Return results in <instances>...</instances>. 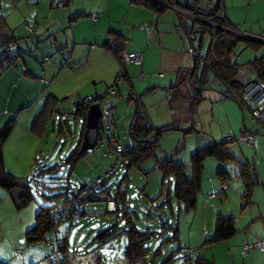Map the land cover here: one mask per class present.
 Returning a JSON list of instances; mask_svg holds the SVG:
<instances>
[{
  "label": "rangeland",
  "instance_id": "obj_1",
  "mask_svg": "<svg viewBox=\"0 0 264 264\" xmlns=\"http://www.w3.org/2000/svg\"><path fill=\"white\" fill-rule=\"evenodd\" d=\"M60 1L5 0L1 6V13L6 21V26L0 28V31L13 33L19 38V41L11 45L9 52H2L3 49H1L0 71L11 69L6 71L7 73L2 78L0 77V111L2 108L10 107L13 109L12 113H16L19 112L18 107L21 105L20 98L22 97V92H24L21 86L19 84L10 86L8 91L3 86L6 80L12 79V72H17L12 68L23 71L28 67L29 71L39 75L38 68L47 66L52 76L45 79L46 81L43 84L33 83V89L36 86L37 88H35L34 96H32L33 98L28 104L30 107L22 110L24 116L22 124L19 123V128L26 122L28 113L32 117L30 126L33 124L34 119L43 109L48 96L51 94L60 99L59 108L62 112L51 116L50 122L47 124V130L43 137L40 138L34 152H28V144L23 141L19 130L14 132V139L9 150H6L4 146L7 169L22 176L24 180H28L34 198L28 205L20 208L19 194L21 189L18 187L8 191L0 187V259L7 264H128V259L126 258L128 237L123 230L124 228H130L128 221L131 220L138 230L154 232L153 237L145 242V246L149 248V253L144 260L135 264H161L167 257L166 254L162 253L163 247L167 252H171L179 246H183L182 244L189 239L190 235L194 239L199 227L203 226L201 223L205 222L206 215L210 214V212H222L227 217L241 216V211H245L243 210L245 188L243 185L244 189L239 190L241 183L238 179H235L233 188L235 187V182H239V188L235 190L230 199L227 200L225 198L227 193L222 199H209L207 194L221 192L223 195L224 192L222 190L225 187L222 186L217 175L218 166L216 164L221 165L222 163L214 157H209L211 161L205 164L206 168L201 192L198 194L196 209L186 212L184 203L179 202L175 197H172L171 202L165 203L169 197L167 193L173 184H171V179H164L161 171L155 168L157 160L173 157L177 161L190 162L192 153L198 149L196 147V142L198 141L197 133L199 131L206 132L207 130H201V127L191 129L193 124L186 111L189 109V113L190 111L194 113L197 108L196 113L198 111V116H202L205 109H209L211 101L203 98L199 104L193 103L191 105L189 103V105L185 106V102H190V99H180L181 95L175 98L169 97L167 92H163L158 88H155L150 93L151 97L148 100L149 104L154 107L151 112L155 122L153 124L155 128L159 129L168 126V129H165L160 136V149L157 150L156 157L153 156L145 160L141 169H138V166L130 169L128 181L122 183L124 187L128 188L124 202H121L119 198L117 199L120 210L114 213H104L105 203L93 202L91 207L101 212L99 217L90 218L89 216H84L73 220L65 218L62 222L60 221L55 230L47 234L45 241H38L33 244L27 242L26 231L34 225L36 214L42 206L62 202L65 194H61L67 191L69 197L73 198L77 188L86 182V179H92L90 181H93L99 176L98 173L101 172L100 165L95 169H89L83 162L77 164L70 176L71 164H64L66 158L79 145L85 128L84 120L82 118L76 119L72 114L75 102H80L85 96L75 97L72 95V91H82L80 87L86 85L87 88H92L94 91L97 89L99 93L103 94L108 85L106 84L107 80L96 81L100 76L99 74L105 77L108 73L101 72L97 74L95 70L108 68V66L102 60L89 63L88 43L90 42H87L95 40L100 25L104 21L98 11L92 10L97 4L98 6L102 5V0H72L66 6L59 5ZM200 5L204 12L211 11L215 7V4L208 0H200ZM223 5L225 11L229 10L234 15L235 18L233 20L240 23L241 29L251 30L248 33L237 28L240 32L256 37L258 36L254 34H262L261 29H264V0H223ZM135 10L140 9L135 7ZM81 13H89V16L77 21H71L74 16ZM90 13L91 15L97 14L98 18L92 20ZM193 14L198 20L183 14L188 19L189 24L191 23L188 33L195 31L194 34L188 35L190 43L188 54L191 58V68L195 65L193 55L197 53L204 56V59L201 60L204 65L205 57L212 42L211 35L207 31L203 33L202 29L199 28L200 23H203L202 20L208 17ZM192 22L195 24V29L192 27ZM27 25L38 28V34H32L27 29ZM117 25L118 29L123 28L122 23ZM137 25L136 28L143 27L145 30L149 28V25ZM113 36L114 33L111 32L110 37H106L105 41ZM193 48L196 50H193ZM263 52L264 49L259 51V49H255L244 39L238 43L233 60L239 66L247 65L249 60L262 55ZM17 53H21V55L18 56ZM10 55L15 58V66H8L9 61L6 58L10 57ZM119 61L118 72L114 76L109 74L111 79L113 77L112 86L118 82V75L124 71V68L128 72L130 65H132H124L121 60ZM51 65H55L58 68L53 69ZM203 65L198 68L200 73L204 70ZM159 71L163 72L164 75L166 73L172 76L170 70H158L157 73H160ZM141 75L138 74L136 77L140 78ZM143 76L146 77L145 74L142 75V78ZM183 79L185 80V77ZM132 81L135 83L136 79L132 78ZM141 83L144 84V80ZM224 85V82L216 76L214 71L209 69L204 80L205 88H211L223 94ZM120 87L123 95L126 91L131 92L133 89L131 88L130 90V86L126 82L122 83ZM142 87L143 85L140 84L139 88ZM182 87L181 93L185 97H189L188 94L195 92L194 86L187 82H184ZM127 96L130 100L140 99L139 94L137 98L133 94ZM30 99L31 97H29ZM171 101L172 103L175 102L171 104ZM131 106L135 110L134 102L131 103ZM170 108L173 109L171 110ZM14 116H18V113ZM19 117H21V114ZM121 133L123 142L120 139L118 140L122 144L124 143V150H126L131 146L129 127ZM19 140L24 143H19ZM229 147L244 155H248L252 151V148L237 140L229 143ZM12 152H15L16 155ZM88 153L93 154L105 165L111 164L116 158V156H114V159L100 156L95 154L93 150L88 151ZM20 154V157H16ZM249 157L257 168L258 164L255 154H249ZM234 163L230 164L234 165ZM56 166L57 169L55 168ZM102 174L103 170L100 175ZM125 174H127V168L123 166L111 178L106 180L102 188L109 187L110 194L116 196L115 188L122 181ZM231 179L227 183L228 187L231 185ZM258 179L260 180L259 176ZM68 186L71 188L68 189ZM1 192L5 195H2ZM257 207L258 204L255 203L253 210H256ZM232 210L233 214L230 212ZM245 214L248 213H243L242 215ZM175 228L179 230L178 240L171 239ZM56 239H66L67 249L56 248V250L52 251L47 241ZM192 247L200 250L202 248V246ZM159 249L162 254L156 255L155 253ZM244 255L241 258H246ZM103 260H105V263ZM178 260L191 264L190 260H185L182 257L180 251L176 252L172 264Z\"/></svg>",
  "mask_w": 264,
  "mask_h": 264
},
{
  "label": "crops",
  "instance_id": "obj_2",
  "mask_svg": "<svg viewBox=\"0 0 264 264\" xmlns=\"http://www.w3.org/2000/svg\"><path fill=\"white\" fill-rule=\"evenodd\" d=\"M66 5H62V6H66ZM135 7H137L140 10H135ZM92 10L98 11L100 13V16L104 18V21L100 25L95 40L87 41L90 42L88 43L89 54H90L89 63L91 64L93 62H98L101 60L106 62L108 68H100L95 70V73L97 74L101 72L108 73V75L105 77L99 74L100 75L99 78L96 79L97 82H99L98 80L101 81L107 80L106 84L108 85L105 90H107L113 84L111 83L113 77L111 79L109 77V74L114 76L116 72H118L119 69L118 67H120V64H118L120 63L119 61L120 59L115 54H113L109 49H106L104 46H102L103 43L105 42L106 37L109 38L111 32H113L114 36L111 39L117 41V37H120L121 41L123 42L122 48L124 51L142 53V64L140 65L132 64L130 65L128 72L127 69L124 68V71L121 74H119L123 76L122 77L123 80L120 82L118 86V94L119 96L121 95V99L116 106V111L119 116V122L116 128V135L121 142H123L121 132L128 127L130 129V125L133 122V115L135 110L131 106V103L132 102L135 103V109L138 108V104L139 105L141 104L142 108L145 110V113L147 114L150 120V123L155 124L153 120L154 116L151 114L154 107L151 104H149L148 101L149 97H151L150 93L153 90H155V88H158L161 89L163 92H167V95L169 97H173V94L170 92V87L172 85H177V84L180 85V87H178L179 95H181L180 99H184V100H186V98L190 99V102H185L184 104L185 106L189 105V103L191 105L193 103L199 104L203 98L211 101L209 109H205V112L203 113L202 116L201 115L198 116V111H197V117L201 122V125L199 127H201V130H207L206 132L199 131L197 133L198 135L197 136L198 141L196 142L197 148H201L203 146L209 145L214 142H223L228 137L234 139L236 138L237 140V138L244 133L254 134L255 144L252 146H248V145L246 146L252 148V151L249 154H255L256 156L257 164H258L256 171L258 169L257 174L260 177V180L257 184H254L251 201L249 204L247 205L245 204L243 206V210L245 211H241V216L238 215H237L238 217H236L235 215L229 216L235 219V224L238 230L237 233L224 241L215 242V243L206 242L207 238L211 237L215 231V225L218 215L219 214L223 215L222 212L215 213L214 211H212L210 212V214L206 215L205 222L201 223V225L203 226L199 227L194 239L190 235L189 239H187L182 245L183 246L190 245V246H198V247L202 246L197 256L204 257L214 262L215 264H264V111L262 114V123H260L255 117H253V115L251 114V112H249L248 109H246L237 102L236 98L233 97L232 94L231 96L225 95V91L227 88L225 85H224L223 94L218 93L219 91L216 92V90L214 89L205 88L204 80L210 68H206L202 64L201 60L204 59V56L202 55L203 56L202 57L200 53L193 55L195 65L192 68L190 67L191 58L188 54L189 52L188 48H190L188 35L194 34L195 31L194 32L191 31L190 33H188V28H191V23L189 24L188 19L185 18L183 14L188 16L190 15L187 14V12H185L184 10H181L179 7L168 5L165 11H163L162 13H158L154 10L144 8L139 5H133L131 0H102V5L98 6L97 4L95 8ZM224 12L226 14L225 16L227 17L228 21L234 24L238 29L242 31H246L248 33L251 32V30L241 29L240 23H237L235 20H233V18H235L234 15L229 10L225 11V7H224ZM81 14H83V16L80 17L79 19L86 18L89 16V13H81ZM116 22L117 24L122 23L123 28L118 29L117 28L118 25L116 24ZM137 24H139L140 26L149 25V28L148 30L145 29L142 30L141 28H136V26H138ZM192 25H193L192 27H195V24L193 22ZM36 29L39 32V29L38 28ZM113 29L116 31H114ZM261 30L262 32L261 31L260 32L262 34L256 33L254 35H257L261 39H264V35H263L264 29L262 28ZM261 42L263 45L262 47L259 48V51L264 49V42L263 41ZM250 61L251 60H249L248 62ZM236 64L238 63L236 62ZM240 64H244V63H240ZM202 65L204 67L202 73L205 77L198 78L197 74L200 73V69L198 68L199 66ZM51 67L53 69L58 68L55 65H51ZM8 69L10 70L11 68ZM12 69H15V71L17 72H12L13 73L11 74L12 79L6 80L4 82L3 85L4 88L6 89V91H8V87L19 84L21 88L24 90V92H22V97L20 98L21 105H19L18 107L19 112H16L18 113V116H16L17 117L16 126L10 137L7 139L5 143L6 144L5 147L6 150L7 149L9 150V147H11L14 139L13 134L16 130H19L23 141L28 144V148H29L28 152L31 153V151L34 152V150L37 148L40 138H42L43 136L42 137L39 136V134H37L32 130L31 128L32 125L30 126V122H31L30 120L32 117L29 115V113L26 117L27 119L26 122L23 121L24 125L19 128V123L22 124V118L24 116L22 110H26L30 107V105L28 104L31 102L33 98L32 96H34L35 88H37L36 86L33 89V85H34L33 83L43 84L46 81L45 79L51 78L52 75H51V71L47 69V66L44 68H38L39 75H37V73L35 74L29 71L28 67H26L25 70L23 71H20L17 68H12ZM163 69L170 70L172 76L166 73L163 76L160 75L158 76L157 71ZM9 70L4 69L0 71V77L2 78L4 74L7 73L6 71ZM26 71H28L27 72L28 74L25 73ZM138 74H142V75L145 74L146 79H143L142 75L140 77L142 79L137 78L136 76ZM175 74H177V76H175ZM184 77L185 80L183 79ZM132 78L136 79L135 83H133ZM198 79H201L202 82H199ZM143 80H144V84L141 83ZM124 82H126V84L127 83L129 84L130 90L131 88H133L131 92L136 91L137 94L140 95V99L138 100L128 99L127 95L131 94V92L128 91H126L124 95L122 94L120 86ZM184 82L189 83L195 88V92L188 94L189 97H185L181 93ZM140 84L143 85L142 88H139ZM80 88L82 91L73 90L72 95L79 98L82 96H88L92 94L102 96L105 93L104 91V93L101 94L97 89L96 91H94L92 88H87L86 85H82ZM206 91H207V95H206ZM204 92L205 94H203ZM29 97H31L30 100ZM59 101H58V107H59ZM173 103L171 101V104ZM170 109L172 110L173 108ZM12 112L13 109L10 107H6V109L4 108L1 109L0 130L10 119H12L13 115H16V113H12ZM186 113L189 114V118H191L192 121L193 113H191V111L189 113V109L186 111ZM20 114L21 117H19ZM48 122H50V120ZM191 129H193V126ZM23 141L19 140V143H24ZM130 147L126 150H129ZM192 150L191 152H193ZM232 151L236 154V156L240 160H242L245 163L251 164L252 167L251 170L254 171V167L250 160L249 154L244 155L243 153H238L234 150ZM12 153L16 155L15 152ZM20 156L21 154L16 157H20ZM209 159L210 158H207L205 160L204 165L206 164V162L208 163L209 161H211ZM83 162L86 165V167L89 169H95L98 165H100L101 172L102 170L104 172L105 167L107 165V164L106 165L102 164L101 160L96 158L93 154H89V153L81 157L78 164L79 163L81 164ZM221 163H222L221 165L216 164L218 166V171L221 169H225L232 179L230 178L231 185H229V187L227 184L221 182L222 186H226V188L224 190V194L222 195L221 193V196L218 197V199H222L224 195L227 193L225 198L228 200L233 196L235 190L239 188V182L241 183L239 190L245 188V182L242 176H240V165L238 163L235 162L234 165L230 164L232 162H226V163L221 162ZM217 166H216V170H217ZM101 172L98 173L99 176H101L100 175ZM235 179H238L239 182H235L236 184L235 187L233 188ZM90 180L92 179H86L85 181L87 182ZM1 194L5 195L3 192H1ZM209 199H217V198H209ZM243 199H244V195H243ZM255 203L258 204V207L256 210H253ZM197 204H198V199H197ZM230 212L231 214H233V210ZM243 213H248V214L242 215ZM245 242H249V243L259 242L260 245L256 248L251 249L249 252H247L244 255L242 253V250ZM216 245H220V246H216ZM242 255H244L246 258H241ZM172 262L170 264H172ZM173 264H188V263L178 260Z\"/></svg>",
  "mask_w": 264,
  "mask_h": 264
},
{
  "label": "trees",
  "instance_id": "obj_3",
  "mask_svg": "<svg viewBox=\"0 0 264 264\" xmlns=\"http://www.w3.org/2000/svg\"><path fill=\"white\" fill-rule=\"evenodd\" d=\"M3 1L5 0H0V28L6 26V21L1 13V6ZM208 1L214 3L215 7L211 11L208 10L204 12L202 11L200 0H131L133 5H139L144 8L154 10L158 13H162L163 11L166 10L168 5H172L175 7H179L180 9L187 11L189 13H195L203 17L214 18V22L217 25L224 24L223 18L217 16L221 11V7H222L221 3L213 2L212 0H208ZM82 16L83 14H78L74 16L71 19V21H77ZM224 19L228 21L226 16ZM230 24L237 29V27L234 24L232 23ZM193 28L195 29L196 27ZM199 28L202 29L203 33L207 31L205 28H202V25H199ZM32 34L37 35L38 31ZM212 35L215 36L214 40H212L214 43V55H212L211 58H209L210 51L212 50L210 47L205 59L209 60V67L214 71L216 76L226 85L227 88L225 91V95L231 96L232 92L239 93L241 87L235 81V76L240 66L236 64V62L234 63L233 56L235 54L238 43L242 39L239 38L238 36L225 34L223 33L222 30H219L218 28L212 29ZM18 41L19 38H17L13 33H3L0 31V53L4 51L9 52L11 45L13 43H18ZM247 41L255 49H259L263 45L262 42L260 41H252V40H247ZM122 45L123 42L121 41L120 37H117V41L108 39L103 43L102 46H104L106 49H109L113 54H115L119 58L120 52L123 51ZM5 46L9 47V49L8 50L4 49ZM1 49H3L2 52ZM17 54L18 56L21 55V53H17ZM14 59L15 58L13 57V55H10V57L6 58V60L9 61V65H8L9 67L10 65H14V66L16 65ZM248 64L254 67L259 80L264 85V54L255 57L253 60L248 62ZM27 72L28 71H26L25 73ZM121 77L123 76L121 75L118 76V78ZM178 87H180L179 84L172 85L170 87V91L172 90L171 93L173 94L174 98L179 95ZM109 89L110 87L107 90H105V93L101 97L106 95ZM58 101L59 99L57 97L53 95H49L43 109L34 119L31 128L34 132L39 134V136L42 137L43 134L46 132L47 124L51 116L53 114L62 112L58 107ZM90 105L91 103L75 102V108L72 111V114L75 116L76 119L82 118L84 120V126H85L84 131L86 129V115ZM141 107L142 106L138 104V108H136L134 111L133 122L130 125L129 134L131 138V147L129 150H125V156L130 160V163L126 167L127 174L124 175L122 181L119 182V184H117V187L115 188L116 196H112L110 194L109 187L106 188H102V186L99 187V191H103L108 197L116 200L118 207L116 212L120 210L117 199L119 198L121 202H124L125 195L128 192V188L126 187V192L122 193L120 187L123 182L128 181L130 169L133 168L134 166H138V169H141V166L143 165V162L145 160L153 156L156 157V152L157 150L160 149V145H159L160 136L165 129H168V126L158 129L155 128L153 124H149L147 119L142 114ZM257 120L260 123H262V117ZM16 123H17V117L14 116L4 125V127L0 131V187L8 191H11L19 187V189H21V192L19 194V206L21 208L28 205L33 200L34 194L30 190L29 184L27 185L23 184V182L26 179L24 180L22 176L17 175L16 173L7 169L5 165V157H4L5 143L12 134L16 126ZM84 131L81 135L79 145L66 158V162L64 164V165L68 163L71 164L70 176L72 175L74 168L78 164L81 157H83L88 153L81 151V144L83 141ZM152 135H155L156 138L152 139L151 138ZM235 141L236 138L235 139L231 138V140H224L223 142H214L209 145L198 148L196 151L192 153L190 162L188 163L177 161L173 157H165L163 159H158L155 168L161 171L164 179L166 178L171 179V182L173 184V186L170 187V190L167 193L169 197L166 199L165 203L171 202L172 197H175L179 202L184 203L185 206L184 209L186 210V212H190L194 210L197 205L198 194L201 191L202 180L205 173L204 162L207 158L214 157L218 161L223 163L236 162L240 165V176H242L245 182L244 200L246 205L249 204L253 195V186L255 184L252 179V172H251L252 167L251 164L245 163L242 160H240L236 156V154L232 151V149L229 147V143ZM55 168L57 169V166ZM217 175L222 183L227 184L230 181V176L225 169L219 170ZM70 188L68 186V189ZM64 194H65V198L62 199V202L68 203L70 206L67 213L64 215H58L54 211V207L57 205V203L53 205L42 206V208L36 214L34 225L26 231L25 236L29 244H33L38 241H45L47 239V234L55 230L57 228V225L60 223V221L62 222V220L65 218L69 220H73L79 217L89 216L88 214L84 213V211L82 210V205L79 204V201L76 198L77 190L75 191L73 198L71 196L69 197L68 191L61 195ZM92 203L93 202H90V206L88 207V210H94L99 212L98 210H95L91 207ZM71 206H73L75 210H72ZM104 210H105L104 213H109L106 211V209ZM99 214L101 215V212H99ZM96 217H92V218H96ZM128 223L130 225V228H124L123 230V232H125L128 237L126 258L128 259V264H135L139 261L144 260L146 255L149 253V248L145 246V242L153 237L154 232L150 230L145 232L138 230L134 226L131 220H129ZM178 231H179L178 228H175L174 233L171 236V239L173 240L179 239ZM237 231L238 230L234 218L225 217L219 214L216 220L215 231L211 237L207 238L206 242L215 243V242L227 240L233 235H235ZM57 240H61L62 244L56 246L54 250H56V248L67 249L66 239L48 240L47 241L48 245L51 242ZM181 247L182 246H179L177 249L172 250L171 252L170 251L167 252V250L163 247L165 249V252L162 251V253L166 254L167 257L162 261L161 264H170L176 252L180 251L179 249ZM162 253L161 250L159 249L158 251H156L155 254L160 255ZM104 261L105 260H103V262ZM191 263L215 264L214 262L200 256L195 257L191 261ZM0 264H7V263L4 260L0 259Z\"/></svg>",
  "mask_w": 264,
  "mask_h": 264
},
{
  "label": "built area",
  "instance_id": "obj_4",
  "mask_svg": "<svg viewBox=\"0 0 264 264\" xmlns=\"http://www.w3.org/2000/svg\"><path fill=\"white\" fill-rule=\"evenodd\" d=\"M71 1L72 0H61L60 4L66 5ZM212 1L221 3L222 6L221 11L217 16H220L224 20V24L222 25H217L214 22V18L208 17L202 20L204 28L211 35L212 40H214L215 38V36L212 35V29L214 28H218L219 30H222L223 33L225 34L237 36L236 33L239 32L238 29L234 28L229 23V21L224 19L225 12H224L223 0H212ZM189 15L193 18L196 17L193 13ZM90 17L92 20H96L98 18L97 14H92ZM26 27L31 33H36L38 31L36 28H33L31 26L27 25ZM141 28L144 29L143 27ZM212 43L213 41L211 42L212 50L210 51L209 58H211V56L214 55V43L213 44ZM4 49L8 50L9 47L5 46ZM120 60L124 65H129V64L140 65L142 64V53L127 52L123 50L120 52ZM204 62H205L204 66L206 68H210L209 60L205 59ZM158 75L163 76L164 73L160 72L158 73ZM145 78L146 77L143 76V79ZM118 79L119 80L118 82H116V87H114L115 85L111 86L107 94L104 95L103 97H99L96 94H92L85 96L80 101L83 103H91V104L99 103L101 107V118L99 122V128H100L99 137L96 146L92 149L93 152L95 154H98L103 157H107L109 159L112 158L114 159V156H116V158L111 164L106 165L105 170L101 176L97 177L93 181L85 182L84 184L80 185L77 189L76 198L78 199L79 204L82 205V210L84 211V213L88 214L90 217H96L100 215L99 212L97 211L88 210V207L90 206V202H104L106 203L105 209L107 212L114 213L117 211L118 207L116 200L108 197L103 191H99V187L103 186L106 180L108 178H111L121 167L123 166L127 167L128 164L130 163V160L125 156L124 146L118 140L119 138L116 135V128L119 122V116L116 111V106L121 99L118 94V86L120 82L123 80V78L121 77ZM198 81L202 82L201 79H198ZM235 81L240 85L241 88L239 93L232 92L233 97L236 98L239 104H241L243 107L248 109L253 115V117L257 119L261 118L264 111V85L259 80L254 67L250 64L240 66L235 76ZM131 94H133V96L137 98L138 94L136 92H132ZM74 108H75V104H74ZM196 110L197 108L192 114L193 129L201 125V122L197 117ZM141 111L144 117L147 119L148 123L151 124L147 114L145 113V110L142 107H141ZM151 138L155 139L156 137L155 135H152ZM226 140H231V137H228ZM237 141L246 144L248 146H252L255 144V136L253 133H244L237 138ZM123 187L124 186L122 184L120 190L122 191V193H125L126 187L124 188ZM225 188L226 186L223 188L222 192H224ZM220 196H221V192H212L208 194L209 198H218ZM69 207L70 206L68 203H63V202L57 203V205L54 207V211L58 215H64L69 210ZM71 209L75 210L73 206H71ZM61 244L62 241L57 240L51 242L49 245L50 248L54 250L56 246H59ZM259 245H260L259 242L256 243L245 242L243 245L242 253L246 254L251 249L258 247ZM179 250L182 257L185 260H190V261H192L200 251L199 248L192 246H182ZM162 251L165 252V249L163 248Z\"/></svg>",
  "mask_w": 264,
  "mask_h": 264
},
{
  "label": "water",
  "instance_id": "obj_5",
  "mask_svg": "<svg viewBox=\"0 0 264 264\" xmlns=\"http://www.w3.org/2000/svg\"><path fill=\"white\" fill-rule=\"evenodd\" d=\"M182 10V9H181ZM187 12V11H185ZM187 14H192L187 12ZM236 35L241 38L242 40L246 39V40H252V41H263L264 39H261L260 37H256L253 35H247L245 33L242 32H237ZM202 75V76H201ZM198 78L203 77V73H198L197 74ZM99 96V95H98ZM101 97V96H99ZM100 118H101V107L99 103H93L90 105L89 110L87 112L86 115V129L84 131L83 134V141L81 144V151L83 152H88L90 150H92L97 142H98V137H99V122H100ZM253 167H254V171H252V179L253 182L255 184H257L259 182L258 179V174L256 171V167L254 166L255 163H252ZM24 185L29 184L28 180H25L23 182ZM172 184V182H171Z\"/></svg>",
  "mask_w": 264,
  "mask_h": 264
},
{
  "label": "flooded vegetation",
  "instance_id": "obj_6",
  "mask_svg": "<svg viewBox=\"0 0 264 264\" xmlns=\"http://www.w3.org/2000/svg\"><path fill=\"white\" fill-rule=\"evenodd\" d=\"M200 25H202V28H204V25H203V23H200Z\"/></svg>",
  "mask_w": 264,
  "mask_h": 264
}]
</instances>
